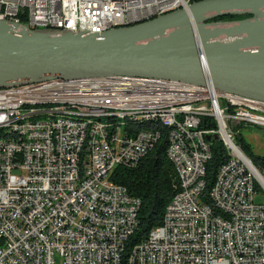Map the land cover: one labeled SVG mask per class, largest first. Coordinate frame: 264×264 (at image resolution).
<instances>
[{
  "label": "built area",
  "instance_id": "1",
  "mask_svg": "<svg viewBox=\"0 0 264 264\" xmlns=\"http://www.w3.org/2000/svg\"><path fill=\"white\" fill-rule=\"evenodd\" d=\"M180 0H0V21L56 33H93L180 9ZM156 119L138 131L120 124L45 111ZM21 118V125H12ZM166 132V155L178 179L163 223L128 247L139 201L110 181L135 166ZM234 124L264 128V102L175 81L111 76L53 79L0 89V264H264V171L255 174L232 143ZM13 131V138H6ZM229 159L203 201L210 139ZM207 137H210L207 140ZM257 171V170H256ZM257 186V188H256Z\"/></svg>",
  "mask_w": 264,
  "mask_h": 264
},
{
  "label": "water",
  "instance_id": "2",
  "mask_svg": "<svg viewBox=\"0 0 264 264\" xmlns=\"http://www.w3.org/2000/svg\"><path fill=\"white\" fill-rule=\"evenodd\" d=\"M243 15L250 17L213 22ZM111 76L209 82L223 94L264 102V0H200L99 34L0 21V89Z\"/></svg>",
  "mask_w": 264,
  "mask_h": 264
},
{
  "label": "trees",
  "instance_id": "3",
  "mask_svg": "<svg viewBox=\"0 0 264 264\" xmlns=\"http://www.w3.org/2000/svg\"><path fill=\"white\" fill-rule=\"evenodd\" d=\"M200 0H192L196 2ZM250 16H226L215 18L213 22H232L239 21ZM20 24L27 25V18L22 15ZM129 127L138 128V131L148 129V125L131 124ZM243 124L231 126L233 139L242 153L251 162L253 167L259 171H264V155L255 154L253 148L240 133ZM160 140L135 166L119 165L110 173V181L122 187L129 197L139 201L137 212V226L134 233L128 239V247L138 244L145 240L150 231L158 228L163 223L166 207L177 192L178 179L172 164L167 158L166 130H161ZM210 159L205 165V184L206 189L203 201L209 203L207 192L212 187L219 168L228 159V153L221 140L210 139ZM257 188V186H256ZM259 191V190H257Z\"/></svg>",
  "mask_w": 264,
  "mask_h": 264
},
{
  "label": "bare ground",
  "instance_id": "4",
  "mask_svg": "<svg viewBox=\"0 0 264 264\" xmlns=\"http://www.w3.org/2000/svg\"><path fill=\"white\" fill-rule=\"evenodd\" d=\"M192 3V0H180V7L187 9L188 5ZM139 23V22H138ZM129 25H120V27H126ZM110 29L107 24H100L98 28L93 29V33H103ZM203 92L211 91V84L206 82V85L202 87ZM62 116H72L79 117L81 120H96V123H111V124H120L124 127H129L131 124H141L148 125V129L156 128V119H142L141 118H127L126 115H122L119 111H109V115H98L97 112H81V110L77 109V106L72 105H64L58 106L54 111H45L43 113V120H54L55 117ZM12 125H21V118H12ZM166 130L167 132H174V125H170V123H159V131ZM141 131H146L143 129ZM6 138H13V131H6ZM232 143L233 138H232ZM235 149H240L234 143Z\"/></svg>",
  "mask_w": 264,
  "mask_h": 264
},
{
  "label": "rangeland",
  "instance_id": "5",
  "mask_svg": "<svg viewBox=\"0 0 264 264\" xmlns=\"http://www.w3.org/2000/svg\"><path fill=\"white\" fill-rule=\"evenodd\" d=\"M170 32L171 31H169V33ZM239 131L247 143L251 145L255 154L264 155V128L246 125L240 127ZM254 200L256 203L264 204V193H262V191H257L254 194Z\"/></svg>",
  "mask_w": 264,
  "mask_h": 264
},
{
  "label": "flooded vegetation",
  "instance_id": "6",
  "mask_svg": "<svg viewBox=\"0 0 264 264\" xmlns=\"http://www.w3.org/2000/svg\"><path fill=\"white\" fill-rule=\"evenodd\" d=\"M247 19V18H246ZM243 20H245V19H243ZM239 21H242V20H239ZM233 22V21H232Z\"/></svg>",
  "mask_w": 264,
  "mask_h": 264
}]
</instances>
